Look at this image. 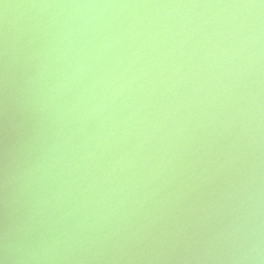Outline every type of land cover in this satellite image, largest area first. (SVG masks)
I'll use <instances>...</instances> for the list:
<instances>
[{
  "label": "water",
  "instance_id": "water-1",
  "mask_svg": "<svg viewBox=\"0 0 264 264\" xmlns=\"http://www.w3.org/2000/svg\"><path fill=\"white\" fill-rule=\"evenodd\" d=\"M0 259L264 264L261 0H0Z\"/></svg>",
  "mask_w": 264,
  "mask_h": 264
},
{
  "label": "clouds",
  "instance_id": "clouds-1",
  "mask_svg": "<svg viewBox=\"0 0 264 264\" xmlns=\"http://www.w3.org/2000/svg\"><path fill=\"white\" fill-rule=\"evenodd\" d=\"M261 3L264 4V0H261ZM248 7H251V5H249ZM55 246H56V243L55 241H53L52 247L50 249H45V252L50 253L54 251ZM36 258H40V257H36ZM51 258H55V257H51ZM0 264H4V260L0 259Z\"/></svg>",
  "mask_w": 264,
  "mask_h": 264
}]
</instances>
